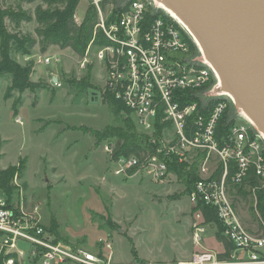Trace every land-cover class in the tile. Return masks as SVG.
<instances>
[{
    "label": "rangeland",
    "instance_id": "rangeland-1",
    "mask_svg": "<svg viewBox=\"0 0 264 264\" xmlns=\"http://www.w3.org/2000/svg\"><path fill=\"white\" fill-rule=\"evenodd\" d=\"M121 1L111 0L113 8L105 4L102 9L114 16ZM63 7L64 0H0V51L5 48L12 60L31 67L21 93L8 90L9 74L0 76V169L19 162L22 166L11 181L10 199L0 195L12 204H19L21 196L25 207L38 204L43 222L54 220L53 231L67 245L103 256L104 242H110L121 260L136 256L132 246L137 254L171 256L174 239L181 241L184 233L181 225L193 216L184 186L176 175L160 185L143 172L127 178L111 172L105 145L114 153L121 141L110 137L96 142L94 131L122 126L124 115L135 122L109 103L93 50L88 55L92 63L80 69L81 54L44 38V32L55 29L49 16ZM88 7L95 10L90 0L78 2L72 17L76 26ZM5 35L12 37L6 42ZM45 56H58L59 61L46 65L40 60ZM52 76L60 87L49 84ZM245 189L230 190L236 213L244 225L264 234L256 191L254 196ZM189 230L188 236L191 226ZM216 230L214 224L207 226L204 246H213ZM19 264L41 263L23 259Z\"/></svg>",
    "mask_w": 264,
    "mask_h": 264
},
{
    "label": "built area",
    "instance_id": "built-area-1",
    "mask_svg": "<svg viewBox=\"0 0 264 264\" xmlns=\"http://www.w3.org/2000/svg\"><path fill=\"white\" fill-rule=\"evenodd\" d=\"M102 1L90 0L97 19L79 60L80 69L92 63L88 55L93 50L103 90L125 108L139 131L157 143L154 153L119 156L105 145L111 172L125 178L143 172L155 183L166 185L175 174L159 154L191 164L195 160L192 154L203 153L199 179L186 193L194 211L192 241L200 245L205 233L202 213L196 209L204 204L214 209L221 236L232 244L233 251L245 252L248 259L231 263L220 259L214 250L203 249L175 264H264V234L247 229L230 197V190L237 186H244L254 196L256 188H264V137L230 97L213 92L217 74L190 32L162 5L155 0H122L112 16L102 9ZM106 7L111 9L113 4L108 2ZM98 33L103 42L94 44ZM40 60L48 65L59 57ZM52 78L49 84L60 87L59 79ZM156 123L160 126L157 141L153 136ZM251 177L257 185L248 184ZM22 197L19 204H12L0 195L2 264H19L23 259L41 264H122L112 261L110 242H104L107 252L99 256L55 241L38 204L25 207Z\"/></svg>",
    "mask_w": 264,
    "mask_h": 264
},
{
    "label": "water",
    "instance_id": "water-1",
    "mask_svg": "<svg viewBox=\"0 0 264 264\" xmlns=\"http://www.w3.org/2000/svg\"><path fill=\"white\" fill-rule=\"evenodd\" d=\"M155 1L196 40L218 77L213 92L227 93L264 137V0Z\"/></svg>",
    "mask_w": 264,
    "mask_h": 264
},
{
    "label": "trees",
    "instance_id": "trees-1",
    "mask_svg": "<svg viewBox=\"0 0 264 264\" xmlns=\"http://www.w3.org/2000/svg\"><path fill=\"white\" fill-rule=\"evenodd\" d=\"M79 1L80 0H64L63 9L60 11H56L49 16V19L53 21L55 29L51 30L50 32H44V38L51 43L69 45L75 53L83 55L86 46L92 38L93 26L96 23L97 16L95 10H92L88 7L81 25L76 26L73 22L72 17ZM109 1L111 0H103L101 3V7L103 8L104 5ZM5 37L7 42V40L12 36L8 37L7 35H5ZM12 42L18 47L22 46V41L18 42V40H12ZM102 42L103 40L100 36V33H98L93 43L96 44ZM30 70L31 67L29 64H18L11 59L8 51L5 48L1 49L0 76L4 74H9L11 76V85L9 86L8 90L16 89L19 93L23 92V90L29 84ZM107 96L109 98V103L113 104L114 108L119 111L121 115L128 114L125 108L117 100H115L108 93ZM127 117L123 118L124 123L120 127H106L102 130L94 131L96 142L110 137H116L118 140H120L121 143L116 148L114 156L130 155L132 153L138 154L140 151L154 153L157 148V143L151 142L149 136L146 133L141 132L138 129L137 131L135 129L136 124L131 122V120H128ZM222 129H225V127H222ZM159 134L160 126L156 123L155 131L153 134L156 141ZM159 156L163 160H165L169 171L173 172L176 177L180 179L184 186V192H189L193 188L194 183L199 179L198 165L201 158L203 157V153H198L197 157L191 164L179 162L173 156H166L163 154H159ZM21 167V163L19 162L17 165L12 164L0 169V191L4 193L7 200L10 199L13 192V185L11 184V181L14 175L19 173ZM246 181L251 186L257 185V180L253 177L249 178ZM237 187L240 189V187L244 186ZM247 191L249 192V190ZM255 191L257 197L255 207L260 215L261 220L264 222V188L258 187ZM196 209H199L201 211L204 218V223H216L218 225L219 229L217 233L220 237L223 238L220 233V225L216 218L214 209L204 204L197 205ZM52 226H56L54 220H52V222L49 221V223L47 224V229L55 236V241L61 240V238H59L58 235H56L53 231ZM222 241L225 246V252L219 257H227L229 256V252L233 247H231V245L224 239H222ZM131 252L133 253V255L136 254L135 248L133 246L131 247ZM0 264H2L1 261Z\"/></svg>",
    "mask_w": 264,
    "mask_h": 264
},
{
    "label": "crops",
    "instance_id": "crops-1",
    "mask_svg": "<svg viewBox=\"0 0 264 264\" xmlns=\"http://www.w3.org/2000/svg\"><path fill=\"white\" fill-rule=\"evenodd\" d=\"M180 214H181L180 218L185 217V215L183 213H180ZM192 218H193V216L191 217V219ZM191 219L186 218L184 224L181 225V228L184 229V233L181 236V241H180V238L174 239L173 249L175 252L171 256H166V255L154 256L153 254H137L136 253V256H129V258L127 260H121V259H118L117 256H114V254L112 252V256H111L112 261L116 262V263H122V264H132L136 260L143 262V264H175L179 261L189 260L194 252L201 251L203 249L214 250L218 254V257H219L220 255H222L225 252V246H224L222 239H224L232 247V244L226 238H224V237L222 238L218 235L217 230L213 231V235H212L213 236L212 237L213 246H211L210 248L204 246V244L205 245L207 244V242L205 241V238H204V234L202 235L203 241L200 243V245L194 244L192 241V238H191V234L189 236L187 234V231L189 230L190 224L192 221ZM114 221H116V220H114ZM203 223H204V218H203ZM212 224L216 225L218 228V225L216 223H204L205 232L207 231V226L212 225ZM245 226L247 227L246 224H245ZM248 227H247V229L252 231ZM253 232H256V231H253ZM115 236H117V235H115ZM190 241H191V245H189ZM191 246H193V248ZM232 255H235V256H232ZM219 258L232 263L234 261H245L248 259V256L245 252L233 251V248H232V250L229 252V256L219 257ZM75 264H77V263H75Z\"/></svg>",
    "mask_w": 264,
    "mask_h": 264
},
{
    "label": "bare ground",
    "instance_id": "bare-ground-1",
    "mask_svg": "<svg viewBox=\"0 0 264 264\" xmlns=\"http://www.w3.org/2000/svg\"><path fill=\"white\" fill-rule=\"evenodd\" d=\"M162 8L172 17V18H174L179 24H181V26L182 27H184L186 30H187V28L176 18V16L172 13V12H170L168 9H166V8H164L163 6H162ZM193 37V36H192ZM194 39V38H193ZM194 42H196V40L194 39ZM197 43V42H196ZM222 95H224V96H227V97H230L227 93H221ZM231 98V97H230ZM232 99V98H231ZM242 113V115L247 119V120H249V118L243 113V112H241ZM250 121V120H249Z\"/></svg>",
    "mask_w": 264,
    "mask_h": 264
}]
</instances>
